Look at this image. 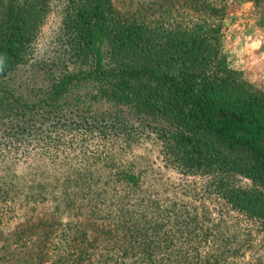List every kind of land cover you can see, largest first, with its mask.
Returning <instances> with one entry per match:
<instances>
[{
	"label": "rangeland",
	"instance_id": "374dc122",
	"mask_svg": "<svg viewBox=\"0 0 264 264\" xmlns=\"http://www.w3.org/2000/svg\"><path fill=\"white\" fill-rule=\"evenodd\" d=\"M111 1L131 18H191L193 4L221 8L227 68L264 93V0ZM66 2L50 0L33 59L0 77L25 99L36 98L40 83H47L42 63L55 54ZM88 89L71 95L84 111L101 115L100 103L83 102ZM73 108L61 111L70 116ZM68 122L31 131L39 140L30 132L16 143L0 122V264H37L43 238L52 260L73 244L87 249L77 264H264V223L227 201L216 174L175 168L161 136L148 128L102 135L103 127ZM129 173L136 183L122 179ZM226 180L261 189L240 174Z\"/></svg>",
	"mask_w": 264,
	"mask_h": 264
},
{
	"label": "trees",
	"instance_id": "16d2710c",
	"mask_svg": "<svg viewBox=\"0 0 264 264\" xmlns=\"http://www.w3.org/2000/svg\"><path fill=\"white\" fill-rule=\"evenodd\" d=\"M193 5L196 16L163 20L121 15L111 0H67L55 54L42 63L47 83H40L39 95L25 99L0 81L3 135L16 143L67 121L103 127L102 135L148 128L161 136L175 168L216 174L227 201L264 223V93L227 68L221 8ZM49 7L50 0H0V77L33 59L32 43ZM83 85L90 89L83 102L100 103L101 115L84 111L72 97ZM69 104L75 106L70 116L61 111ZM230 174L261 189L232 186ZM122 179L136 183L132 173ZM48 241L37 246V264H77L87 253L76 244L60 251L57 244L60 253L52 260Z\"/></svg>",
	"mask_w": 264,
	"mask_h": 264
}]
</instances>
